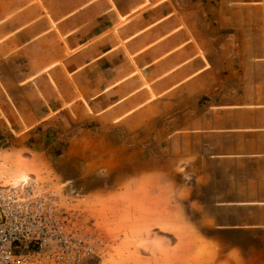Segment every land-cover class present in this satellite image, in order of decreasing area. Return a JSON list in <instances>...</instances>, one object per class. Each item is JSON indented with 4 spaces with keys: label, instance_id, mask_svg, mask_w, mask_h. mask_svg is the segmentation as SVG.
<instances>
[{
    "label": "crops",
    "instance_id": "crops-1",
    "mask_svg": "<svg viewBox=\"0 0 264 264\" xmlns=\"http://www.w3.org/2000/svg\"><path fill=\"white\" fill-rule=\"evenodd\" d=\"M1 133L3 163L120 165L143 263L207 244L234 264L240 245L200 228L264 230V0H0Z\"/></svg>",
    "mask_w": 264,
    "mask_h": 264
},
{
    "label": "rangeland",
    "instance_id": "rangeland-1",
    "mask_svg": "<svg viewBox=\"0 0 264 264\" xmlns=\"http://www.w3.org/2000/svg\"><path fill=\"white\" fill-rule=\"evenodd\" d=\"M7 140L9 134L1 133ZM51 134V136H53ZM8 144V143H7ZM94 151L99 155L101 149ZM85 150L77 149L73 154L66 147L58 149L54 153L47 150L44 153H35L34 158L29 150H21L18 153L19 160L6 158L5 163L0 160V166L15 167L18 173L33 171L51 175L64 191L66 205L80 213L84 224L96 225V231L100 238V248L103 251V259L92 261L91 264H164V261H141L142 254L138 248H142L147 254L151 252L148 243L149 235L144 228L139 229L141 236L136 234L133 228L134 214L120 212V165L106 166L85 159ZM53 153V154H52ZM101 154V153H100ZM33 155V154H32ZM70 199L72 202H69ZM198 213L190 212L194 221H198ZM139 223V222H138ZM205 234H215L222 241V247H229L230 242H237L241 252L247 257H241L234 264H264V230L219 232L216 229L201 226ZM143 243V245H141ZM164 246L158 245L157 252L163 253ZM173 250L177 246H172ZM207 244L190 245L187 249L188 261L186 264H232L220 261L219 255ZM141 254V255H139ZM217 256V259H215ZM176 264V263H174Z\"/></svg>",
    "mask_w": 264,
    "mask_h": 264
},
{
    "label": "built area",
    "instance_id": "built-area-1",
    "mask_svg": "<svg viewBox=\"0 0 264 264\" xmlns=\"http://www.w3.org/2000/svg\"><path fill=\"white\" fill-rule=\"evenodd\" d=\"M65 197L47 173L0 171V264L102 261L96 225L84 224Z\"/></svg>",
    "mask_w": 264,
    "mask_h": 264
},
{
    "label": "bare ground",
    "instance_id": "bare-ground-1",
    "mask_svg": "<svg viewBox=\"0 0 264 264\" xmlns=\"http://www.w3.org/2000/svg\"><path fill=\"white\" fill-rule=\"evenodd\" d=\"M14 182H16V180H14Z\"/></svg>",
    "mask_w": 264,
    "mask_h": 264
}]
</instances>
